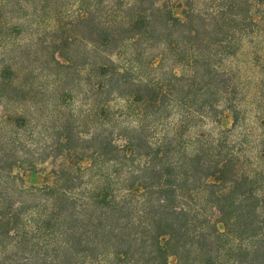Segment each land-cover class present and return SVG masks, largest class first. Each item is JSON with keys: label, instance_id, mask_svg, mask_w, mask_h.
<instances>
[{"label": "trees", "instance_id": "16d2710c", "mask_svg": "<svg viewBox=\"0 0 264 264\" xmlns=\"http://www.w3.org/2000/svg\"><path fill=\"white\" fill-rule=\"evenodd\" d=\"M10 1L0 264H264V0Z\"/></svg>", "mask_w": 264, "mask_h": 264}, {"label": "rangeland", "instance_id": "374dc122", "mask_svg": "<svg viewBox=\"0 0 264 264\" xmlns=\"http://www.w3.org/2000/svg\"><path fill=\"white\" fill-rule=\"evenodd\" d=\"M12 0L8 3V6H11ZM243 53L240 54L238 63L241 66L240 70V80L244 81L248 88H243V94L247 95L249 99H251L254 94L257 92H261V96L264 98V88L258 87L259 85V77L261 76L258 71L254 70L253 68H250L248 65L249 61V52L248 46H245L243 48ZM260 94V93H259ZM122 104V102H114L110 104L111 110L116 111L117 107ZM124 104V103H123ZM250 104L246 105V110H249V115L247 116L248 119H253L251 116L255 113V111H252V107H250ZM219 115L217 117L211 118L207 117L204 118L202 121L198 122L195 127H193L194 132H201V133H209V132H217L218 129H227L230 128L233 124V118H232V112L228 107H226L225 103H221L219 105ZM259 112V111H257ZM238 127V126H237ZM236 127V129H238ZM42 169L39 171L33 172V171H26L23 172L20 170L19 172L22 174V178L24 180V183L26 185H35L40 186L42 185L47 179H48V172L50 169V165L47 163L43 164L41 166ZM169 264H176L175 257L171 256L168 259Z\"/></svg>", "mask_w": 264, "mask_h": 264}]
</instances>
